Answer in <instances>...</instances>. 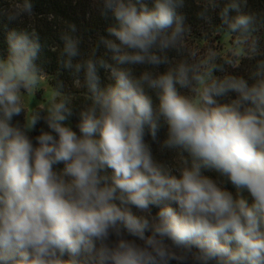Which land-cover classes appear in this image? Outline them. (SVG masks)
Masks as SVG:
<instances>
[{
    "label": "clouds",
    "instance_id": "9594fccd",
    "mask_svg": "<svg viewBox=\"0 0 264 264\" xmlns=\"http://www.w3.org/2000/svg\"><path fill=\"white\" fill-rule=\"evenodd\" d=\"M185 5L102 0V14L118 22L107 29L114 39L101 38L114 63L89 58L74 64L79 41L63 37L62 66L84 72L89 94L80 135L65 124L72 108L59 90L27 112L25 95L34 96L44 80L36 63L41 46L35 33L9 32V55L0 58V264H81L82 253L91 264H264V64L251 83L213 78V69L184 61L163 73L153 70L170 62L168 50H178L185 34L178 10ZM218 6L208 0L211 10ZM16 9L10 21L30 15L32 4L24 0ZM230 11L240 13L236 0L219 13L230 30L248 31L254 18L238 14L229 23ZM137 66H145L138 76ZM98 68L110 71L114 85L100 87ZM41 111L50 131L42 130L34 146L28 133ZM21 113L24 124H13ZM162 126L161 149L180 158L171 166L156 161L145 141L146 129L156 141ZM202 169L226 177L236 193ZM160 205L152 215L150 206Z\"/></svg>",
    "mask_w": 264,
    "mask_h": 264
},
{
    "label": "trees",
    "instance_id": "16d2710c",
    "mask_svg": "<svg viewBox=\"0 0 264 264\" xmlns=\"http://www.w3.org/2000/svg\"><path fill=\"white\" fill-rule=\"evenodd\" d=\"M23 2L24 0H0V58H6L9 55V32H27L30 37L32 33H35L41 46L39 59L36 63L41 68L43 76L48 78L53 90L55 92L59 90L64 97L68 98L72 115L65 122H71L72 129L77 132V135H80L78 128L80 112L90 103L89 94L84 81V72L76 74L62 66L63 60L66 59L63 37L67 35L79 41L77 45L79 55L73 58L74 64L83 63L89 58H103L109 63H114L110 59L111 54L101 43V38L114 39L109 36L107 29L117 25L118 22L111 13L102 14V0H29L32 4V13L10 21L9 15L17 11L18 3L22 4ZM231 2L232 0H218L219 6L213 11L208 8V0H186L185 7L178 10L185 18V34L177 45L178 50H168L166 55L170 62L153 70L163 73L174 67L176 63L184 61L189 65H201L202 71L213 69V78L223 79L226 76H237L248 79L251 83V77L257 71V67L264 64V0H236L240 5V13L230 11L229 23L238 14H248L254 18L248 31L237 32H232L219 15L222 8ZM148 3L151 6V0H148ZM206 8V18H201V13L205 12ZM72 25L76 28L75 32L71 31ZM229 37L232 41L235 39L239 45H242L244 54L240 59L233 60L223 56L220 41ZM232 41L230 42L232 43ZM144 69L145 66H137L134 74L138 76ZM98 75L101 88L106 89L108 86L114 85L115 81L109 70L98 68ZM177 87L182 94L195 96V93L189 89ZM147 91L152 96L154 104L158 103L156 93ZM230 96L234 98V94H230ZM219 99L223 103L227 102L228 98ZM40 115L39 123L29 135L34 146H37L35 138L40 135L42 130L50 131L43 119L44 112L41 111ZM24 122V113L14 117L12 121L13 124L19 123L21 126ZM166 137V126L160 128L156 141L152 140L146 129L145 141L150 145L154 159L171 166L178 163L180 158L177 156L176 150L161 149ZM183 155L191 159L187 152H183ZM63 167L62 163L54 165V169L57 171H61ZM202 173L217 181L226 190L233 194L236 193V189L226 177L206 169H202ZM105 174L111 176L112 170L106 169ZM172 174L179 176L176 171H173ZM243 195L251 202V197L247 192H244ZM162 206H150L152 215H156ZM171 206L177 211L179 210L175 203H172ZM130 207L134 213L141 214L135 207ZM145 234L150 235L151 232L146 231ZM124 238L136 239L126 232ZM116 240L117 237L113 235L107 243L111 245ZM136 242L140 243L139 240ZM232 246L235 247V244ZM63 258L68 259L69 257L65 254ZM79 260L81 264H91L87 253H82ZM170 264H177V262L171 261Z\"/></svg>",
    "mask_w": 264,
    "mask_h": 264
},
{
    "label": "rangeland",
    "instance_id": "374dc122",
    "mask_svg": "<svg viewBox=\"0 0 264 264\" xmlns=\"http://www.w3.org/2000/svg\"><path fill=\"white\" fill-rule=\"evenodd\" d=\"M230 41H232L230 37L228 39L223 38L220 41L222 47L221 52L223 56L225 58H230L233 60L237 58L240 59L241 56L244 54V52L242 51V45H239V43H237V40L235 39L232 41V43ZM54 93L55 91L51 87L48 78L44 76V80L41 82L40 88L38 91H36L35 95H25V106L27 112L30 113L35 110L39 105L46 104L52 98ZM44 114L46 115V113ZM65 124L72 128L71 122H65ZM31 133L32 131L29 132L28 135H30Z\"/></svg>",
    "mask_w": 264,
    "mask_h": 264
}]
</instances>
